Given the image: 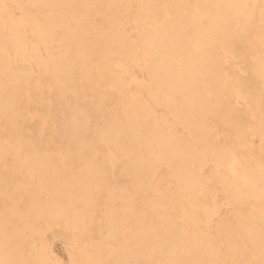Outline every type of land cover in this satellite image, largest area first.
Segmentation results:
<instances>
[{
	"label": "bare ground",
	"instance_id": "1",
	"mask_svg": "<svg viewBox=\"0 0 264 264\" xmlns=\"http://www.w3.org/2000/svg\"><path fill=\"white\" fill-rule=\"evenodd\" d=\"M10 1L19 5L21 16L17 18L5 8L8 31H0V40L14 48L10 54L0 41V227H8L12 216L32 221L42 218L49 226L62 223L74 239L77 264H264V236L255 227L258 219H264V207H255L264 200V152L251 138L253 133L264 136V27L255 28L245 37L254 7L249 10L247 0H207L213 10L208 32L214 40L207 42L199 38L202 23L192 9L182 16L177 0H164L170 16L158 28L151 27L152 35L138 30V39L156 49L145 58L161 77L158 85L165 87L147 90L153 98L150 103L142 95L115 92L122 77L107 58L113 53L112 43L132 47L129 37L114 29L120 16L112 6L127 0ZM24 2L29 7L23 6ZM207 6L205 3L203 11ZM154 13L151 0H140L133 22H143ZM68 14L77 24L100 14L110 24L100 29L104 34L110 29L111 40L94 42L91 32L85 34L68 24ZM257 14L258 20L264 19V7ZM4 18L1 16L2 21ZM20 20L39 27L41 32L32 28L27 33ZM239 39L246 45H237ZM194 40L200 50L191 47ZM39 42L53 63L58 59L75 70L74 75L65 71L62 82L80 81L81 75L92 79L95 89L101 87L93 109L86 96L55 88V99L67 102V106L71 100L69 117L57 113L52 120L61 143L68 148L65 154L47 149L35 134L17 138L1 132L7 115L14 117L20 109L24 94L19 74L29 83L33 72L29 61L45 67ZM218 45L234 50L245 61L246 79L232 72L233 80H239L246 92L240 109L232 103L230 83L221 82L223 63ZM55 48L61 50L57 57L52 53ZM167 54L178 56L180 62L168 59ZM95 57L107 74L104 84L95 72ZM133 91L137 92V86ZM180 91L183 103L175 98ZM213 98L220 104L215 105ZM153 104L166 111L156 114ZM247 106L254 113L252 119L244 114ZM168 112L180 123L165 125ZM89 118L98 122L107 142L127 153L116 168L127 187L109 183L104 159L98 154L100 145L88 136ZM73 124H78V130L72 128ZM215 125L222 132L221 145L212 134ZM181 127L186 129L185 134ZM226 127H232L230 135L223 133ZM28 128L26 116L14 127L18 131ZM127 132L129 141L125 140ZM236 142H246L247 148L238 149ZM80 148H85V163L75 172L63 159L72 154L78 158ZM207 161L214 165V180L226 186L237 209L248 201L240 215L231 206L223 208L209 230L199 223L194 208L185 204L198 195L206 198L211 187L200 174ZM25 163H30L28 179L21 172ZM162 166L170 170L174 186L160 183L157 192L153 176ZM103 186L107 190L101 195ZM124 187L130 193H123ZM101 197L109 204V213L98 208ZM117 199L128 207L126 219L113 202ZM13 227L15 231L0 230V264H12L14 259L22 264L28 260V264H56L46 244ZM100 232L105 236L95 235ZM13 235L17 238L10 245ZM238 240L241 245H237Z\"/></svg>",
	"mask_w": 264,
	"mask_h": 264
},
{
	"label": "rangeland",
	"instance_id": "2",
	"mask_svg": "<svg viewBox=\"0 0 264 264\" xmlns=\"http://www.w3.org/2000/svg\"><path fill=\"white\" fill-rule=\"evenodd\" d=\"M154 3L155 13L151 18H146L143 22L134 23L133 16L137 7L140 3V0H127L125 4H117L113 5L112 9L118 12L120 19L116 21L114 25V29L129 37L132 43V47H123L119 44L112 43L110 47L112 49V55H108V60L113 65L115 70L122 77V81H120L115 87V92L122 95L124 92H128L131 97H135L138 95H142L146 100L150 103H153L152 96L147 92L149 89H162L164 90V86L158 85L160 83L161 77L160 75H156L155 67L153 64L145 58L146 55L150 52H155L156 49L151 45H148L144 41H140L138 39V30L148 33L150 35L153 34L151 27L157 26L161 24L167 17L170 16V12L165 8L164 0H151ZM176 4L180 6V13L182 16H186V14L190 13V10L196 13L199 21L202 23L200 28L199 38L208 41H214L210 38V34L208 32V23L213 19L210 3L207 0H177ZM207 4V10L203 11L204 4ZM25 7H29L28 3L24 2L22 4ZM247 5L249 10L254 7V13L251 17H249L246 26L248 27L245 37L250 36L253 33L255 28L264 27V19L258 20V10L264 7V0H247ZM10 10L17 18L21 16V10L19 9V5H15L10 0H0V31L6 32L8 31V19L7 13L5 11ZM1 16L5 17L4 20H1ZM24 30L28 33L30 29L34 28L35 30L40 31L39 27L31 25L26 20L19 21ZM2 23L4 24L2 26ZM68 24L72 27H77L83 33H90L94 35V42H107L111 40L110 29H107L105 34L101 31L100 28L109 27V22L106 18L101 16L100 14L95 15L93 18L85 19L80 24H77L73 18L68 14ZM41 32V31H40ZM1 41V40H0ZM7 48L10 54H13L14 48L11 43L6 41H1ZM216 43V42H215ZM235 43L237 45H246L240 39L236 40ZM40 52L45 57V67L41 68L40 63H36L33 60H30V64L32 65L33 72L30 75L29 83L25 82L24 77L19 74V78L22 81V93L24 94L22 97V102L20 103V109L13 117L11 115H7V123L2 125L1 132L4 134H8L10 137L20 138L23 134H35L38 136L39 141L43 144L47 145V149L59 150L61 153L65 154V151L68 150L66 146H64L61 141L62 137L58 136V128L56 123L52 122L55 117V114L59 113L62 117H69L70 110V101L67 102L55 99L53 97V92L56 87H62L65 92L70 95L75 92L80 93L81 95L86 96L89 99L90 103L88 104L91 109L94 108V103L99 97L101 87L97 89L94 88V81L92 79H84L81 75L82 80H70L66 82H62V77L65 75V71L70 73L71 75L75 74V70L70 67H65L62 65L58 59H56L55 63L48 57L46 50L43 45L39 42ZM219 46L220 49V59L222 60L223 67L221 71L223 74L221 75V82L230 83V93L232 103L238 108L243 107V101L246 98V92L242 87V84L239 80H233L232 72L236 71L241 74L243 79H246V68L245 61L240 58V54H236L234 50L227 49L224 46ZM191 47L194 50H200V44L197 40H194L191 44ZM60 49L55 48L52 50V53L57 57L60 54ZM247 52V51H246ZM246 52L244 53V57L247 58ZM159 55V54H158ZM168 59L172 60L175 63H179V58L173 54L166 55ZM94 68L97 76L100 78L101 84H104L107 79V74L104 73L103 67L100 64L99 57L94 58ZM34 83V84H31ZM29 85V86H28ZM133 86H137V92L133 91ZM251 91V90H250ZM252 92V91H251ZM184 94L182 91L175 93V98L179 103H183ZM193 101H197V97L192 98ZM215 105L220 104L219 100L212 99ZM153 108L156 114L161 115L162 111H166L164 107L153 104ZM244 114L248 116L250 119L254 117V113L251 111L250 107L247 106ZM22 116L27 117L28 129H24L22 131L15 130L16 122L22 118ZM180 123L177 118H175L172 114L168 112L167 119L165 121V125H171L172 123ZM88 126L90 127L88 136L91 140L99 147V156L104 159V166L106 168V176H108L109 183H121L127 187L125 182H121V174L116 172V168L118 164L123 160V158L127 155L126 152L117 149V147L105 140L102 132L99 130L98 122L94 118L88 119ZM78 124H73L72 128L74 130H78ZM248 129V127H247ZM182 133H186V129L181 127ZM232 131V127H226L223 129V133L230 135ZM212 134L214 139L217 140L218 145H221V129L219 126L215 125L212 128ZM251 138L254 140L255 145L258 149L264 150V136L258 134H251ZM125 140H130V133L127 132L125 136ZM11 144V140H8ZM98 144V145H97ZM200 144V143H198ZM235 146L238 149H246V142H242L238 144L236 142ZM261 152H264L262 151ZM85 148H80L79 157L75 158V154L70 157L64 156L63 163L70 164L71 169L75 172L78 171L79 167L82 163H85L84 157ZM207 157H210L209 150L206 149ZM78 159V161H75ZM264 162V161H262ZM56 164L61 166L62 163L57 161ZM16 171V170H15ZM12 171H5L4 174H11ZM21 172L24 174L25 178H29L31 176L30 163H25L22 165ZM201 178L205 182L207 186H210V190L208 191L206 198L201 195L196 196L195 199L191 201H185V204H190L197 214L199 219V223H201L205 229L209 230L211 224L215 218V216L223 210V208L231 206L234 208V211L237 215H240L242 211L245 210L248 205V201L242 203L241 208L237 209L236 204L232 202L229 198V194L226 186L223 183H217L214 180V165L211 161H207L202 169V173L200 174ZM153 180L156 182V190L159 191L160 183L164 185L174 184L170 180V170L166 167H160L153 176ZM121 188L123 193L128 194L130 190L128 188ZM107 190V186H103L101 188V195ZM115 205L119 208V213L122 214V217L126 219L125 213L128 210L127 205H123L122 201L117 199L113 201ZM3 206V203L0 202V207ZM109 204L105 200L104 197H101L98 200V208L103 211L109 213ZM256 208L264 207V200L257 203L255 205ZM13 225L17 226L18 229L22 230L25 233H30L35 241L46 244V251L49 255H51L56 264H77V258L75 253V244L74 239L71 235V231L69 228L64 226L62 223L48 225L45 219H37L35 221L29 220L27 218H19L18 216H12L11 223L8 227L2 226L0 230L7 231L12 229L15 231ZM255 227L259 230L260 234L264 236V219H258L255 223ZM123 229L126 228V225H123ZM97 237H104L105 233H95ZM20 238L24 237L23 234L19 235ZM17 236L13 235L11 240L9 241L10 245H14ZM237 245H241V241H237ZM198 256V254H196ZM31 262L28 260L27 264ZM12 264H22L19 263L17 259L13 260ZM171 264V262H169ZM178 264V263H176Z\"/></svg>",
	"mask_w": 264,
	"mask_h": 264
}]
</instances>
